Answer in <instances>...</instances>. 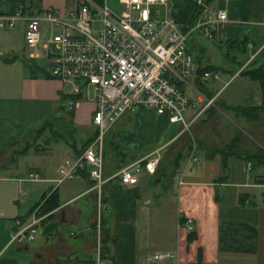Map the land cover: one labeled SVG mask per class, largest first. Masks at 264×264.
Wrapping results in <instances>:
<instances>
[{
  "label": "crops",
  "instance_id": "obj_1",
  "mask_svg": "<svg viewBox=\"0 0 264 264\" xmlns=\"http://www.w3.org/2000/svg\"><path fill=\"white\" fill-rule=\"evenodd\" d=\"M76 2L0 0V13L14 11L20 4L22 16L42 9L66 11ZM206 6L225 10L224 25L208 43L198 42L196 36L186 39L187 49L196 67L212 65L215 68L209 69L218 71V77L201 81L195 69L189 85L177 82L188 97L194 98L193 88L212 97L211 104L190 124L194 144L186 142V131L178 133L179 123L167 121L152 108L123 111L103 136L101 174L105 180L99 189L100 208L96 189L91 188L93 181L85 171L56 180L62 159L81 151L77 149L83 141L77 144L75 135L82 131L87 137L96 129L90 122L92 96L84 100L81 95L74 101L70 121L62 129L68 138H54L44 149L31 146L19 153L15 146L22 140L25 127L52 108L65 112V107H58L59 93L69 92L65 81L50 70L49 54L43 45L47 36L44 28L40 29L37 45L28 48L11 36L9 28H0V264H187L195 260L198 250L202 260L210 264H264V160L255 163L246 155L259 149L260 141L248 138L245 128L249 118L230 108L258 105L262 99L257 81L239 70L251 58H258L264 43V0H209ZM17 20L25 22L23 17ZM47 23L48 28L59 30V26ZM196 28L202 33L200 26L190 32ZM242 37H246L245 45L239 43ZM214 54L221 61H216ZM233 79L239 84L234 91L236 100L223 96V89ZM194 110L185 109V117L190 118ZM226 114L236 118L237 138L222 167L221 151H213L229 141H209L199 129L209 128L212 119L218 121ZM154 149L158 161L152 173L139 162L134 184H122L117 174L110 176ZM177 155L180 158L176 160ZM234 158L244 160L243 173ZM253 168L251 175L245 171ZM29 171H37L41 179H29ZM52 189L58 204L44 212L46 216L41 225L38 223L33 239L10 241L19 223L28 221L32 204ZM241 192L249 203L238 202ZM168 210L172 218L167 221ZM180 216L192 218L194 234L190 240L186 239ZM158 224L161 227L154 230ZM166 225L175 237L166 234ZM163 250L171 255L152 257L155 251Z\"/></svg>",
  "mask_w": 264,
  "mask_h": 264
},
{
  "label": "built area",
  "instance_id": "obj_2",
  "mask_svg": "<svg viewBox=\"0 0 264 264\" xmlns=\"http://www.w3.org/2000/svg\"><path fill=\"white\" fill-rule=\"evenodd\" d=\"M196 1L203 5L202 18L191 28L200 26L202 35L212 38L224 25L225 10ZM118 2V11L111 10L103 0H77L66 11L42 9L22 16L20 4L14 11L0 13V28H11L18 18H24L22 36L28 47L36 46L41 38L40 21L59 26L58 31L51 32L43 41L51 72L69 84V93L79 91L83 95L81 89L85 87L86 96L87 89L91 88L90 122L97 132L79 153L62 160L56 180L77 176L78 170L86 169L93 181L91 188L96 189L98 208L102 206L99 189L105 180L101 174L103 135L123 111L152 108L167 121L179 123V133L188 131L191 122L212 102V97L193 87L195 96L188 97L177 85V82L189 85V76L196 65L186 43L191 28L179 29L169 13V0ZM198 77L201 81L215 79L218 71L205 69ZM73 104L72 99L65 102L68 108ZM187 108H195L190 118L184 114ZM157 161V149H154L122 165L110 176L117 174L122 184H134L139 162L144 170L152 173ZM28 178L41 179L37 171H29ZM44 215L39 212L38 204L35 205L28 221L19 223L9 240L33 239ZM182 225L186 231L192 230V218L185 216ZM170 255L163 250L155 251L152 257L161 259Z\"/></svg>",
  "mask_w": 264,
  "mask_h": 264
},
{
  "label": "rangeland",
  "instance_id": "obj_3",
  "mask_svg": "<svg viewBox=\"0 0 264 264\" xmlns=\"http://www.w3.org/2000/svg\"><path fill=\"white\" fill-rule=\"evenodd\" d=\"M105 2L110 7V9H112L114 11H116V10H118V8H120L118 0H105ZM24 23L25 22L23 20H16L14 22L13 26L11 28H9L8 31L15 40H19L21 42V45H24L25 48H28L25 45V43L23 41V36H22V30H23L22 28H23ZM48 25L49 24L47 23V21H40V29L42 30L44 28L47 36L49 34H51L50 32H55L58 30L55 27L48 28ZM193 36H196L198 42L200 41L202 43H208L210 41V38L203 36L202 33L199 32L198 28L194 29L192 32H189L187 35V39L190 40ZM257 51H258V49L256 51H254L251 56H253ZM219 52H220V50L218 51V53ZM250 53H251V51H250ZM213 57L215 58L216 61H221L219 56L216 57L214 54ZM63 84H64V87L69 86V84L66 82H63ZM235 87L238 90L239 84H238V82H236V80L233 79L232 82L226 88L223 89V96H226L229 99L236 100L237 93L234 92ZM81 90L83 92L81 99L86 100V98H89L92 95V90L90 87L87 89L86 96L84 95L85 87H83ZM193 96H194V93H193ZM64 107H65V109H68L67 105H64ZM54 111H55L54 108L50 109L48 112L40 115L39 119L35 120L33 123H31L25 127V130L20 137V139H22V140H19L18 144L16 143V146H15L16 150L21 149L25 143H28V147H27L26 151H28L31 146H33V149L36 150L37 148H35V146H34L36 144L41 146V148L39 149V150H41V149H44L46 147V145H48L54 138H58V137L68 138L69 134L66 131L62 130L67 126V122L70 121L68 114L67 113L65 114L64 110L57 111V112H54ZM226 115L227 116L222 115L220 118L218 117V121L216 120V118L211 120L210 127L213 126L215 128L214 130H210V127L206 128V129H202V127H200L199 132L205 138H208L209 141L214 142L216 139L219 140V138H220L219 142H225L227 140L230 141L231 137L237 136L236 132H235L236 131L235 130V124H236L235 119L236 118L234 119L233 116L230 114H226ZM43 121H45V126H44L43 130H42V132H40V134L36 135V129L39 127L40 123ZM248 121L250 123H249V125H247L248 126V127H246L247 129L245 128V130H247L249 132L248 138L251 139L254 137V139L259 140L260 141L259 144L261 146L259 149L264 152V108H262V110H260V112H258V116L256 118H249ZM253 123H255V124L253 125V127H251V125ZM87 129H88V127H87ZM216 129L218 130V132H214V131H216ZM190 131L191 130L186 131L188 134L186 135L185 139H186L187 143L194 144L193 141H191L192 135H191ZM81 132L82 131H79V133H77L75 135V138H76L75 140H76L77 144H80L81 141H83L85 139L84 135ZM213 132H214V134H213ZM251 135H253V136H251ZM44 139L45 140L47 139L48 143L44 142ZM107 152H110V147H108V146H107ZM234 161H235L237 167L239 168L238 170H241V164H243L244 160H242L240 158H234ZM60 164L58 165V167L60 166ZM255 166L256 165H254V167ZM58 167H57V170H58ZM245 171L251 175L255 171V169L253 168V169L245 170ZM242 173H243V171H242ZM170 212L171 211L168 210L165 214V219H167V221L171 220V218H172V215L170 214ZM160 227H161L160 224H158L157 226L154 225L153 229L154 230L159 229ZM164 229L166 230L167 235L171 234V235H173V237H175V232L172 231V229L170 227H168L166 225L164 227Z\"/></svg>",
  "mask_w": 264,
  "mask_h": 264
},
{
  "label": "trees",
  "instance_id": "obj_4",
  "mask_svg": "<svg viewBox=\"0 0 264 264\" xmlns=\"http://www.w3.org/2000/svg\"><path fill=\"white\" fill-rule=\"evenodd\" d=\"M208 1L209 0H202V2L204 4H206ZM169 2H170L169 13L181 31H187L189 28H191L203 10V5L199 2H197L196 0H169ZM246 41H247L246 37H242L239 40V43H240V45L241 44L245 45ZM231 42L237 43L238 41L232 40ZM258 52H259L258 58H254V59L251 58L249 60L250 62L247 64V66L242 67L239 70V72L248 76L250 79L257 81V83L260 86L261 95H262L261 102L258 105H246V106L233 105L230 107L236 114H243L247 118H256L258 116V112H260V110H262V108H264V96H263V93H264V44L261 46V48ZM209 68H215V67L212 65H203V66L196 67V70H197V73L199 75L203 70L209 69ZM80 97H81V93L79 91L76 93H59V99H58L59 106L58 107L60 109H63V107L65 105L64 102L67 99H72L73 101H75L76 99H78ZM65 112L68 114V116L70 118V115L72 114V105L70 108L66 109ZM44 126H45V121H43L39 125V127L36 129V135H38V134H40V132H42ZM96 132H97V130L94 128V130H92L89 133V135L87 137H85L82 145L80 146L79 149H77L78 152L81 149H83L93 139ZM72 139H74V138L72 137ZM235 140H236V136H233V137H231L230 141L224 145V148L214 149V151H213V152L221 151V155H222L221 156V165H222V167L225 166L226 156L228 154L232 153V150L234 148V144L236 142ZM46 142H47V139H46ZM73 143H75L74 140H73ZM27 147H28V143H25L23 145V147L18 150V152L21 154L24 153L26 151ZM35 148L40 149L41 146H37ZM246 155L248 158H251L255 163H260L264 160V152L261 151L260 149H257L253 153H247ZM179 156L177 155L176 160L180 158ZM82 171L86 172V169H82L81 172ZM86 174H87V172H86ZM261 197H262V200L264 201V192H262ZM246 199H247V195L245 193L241 192L238 194V202L239 203H242V204L243 203H249L250 202L249 199L248 200H246ZM37 204H38V209H39L40 213L47 212V211L51 210L52 208H54L55 206H57L58 199H57L56 191L54 189H52L50 192H48V194L42 195L40 200H37L32 204L30 210ZM45 216H43V218L40 220V222L45 218ZM179 221L182 222L183 217L180 216ZM193 234L194 233L192 230L187 231L186 239L190 240L192 238ZM187 264H210V263L202 260V258L200 256V251L198 250L195 260L190 261Z\"/></svg>",
  "mask_w": 264,
  "mask_h": 264
}]
</instances>
